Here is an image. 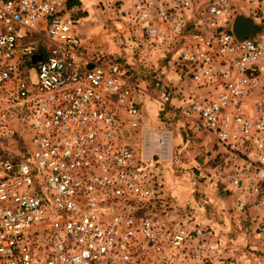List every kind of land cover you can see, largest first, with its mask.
<instances>
[{"label": "built area", "instance_id": "obj_1", "mask_svg": "<svg viewBox=\"0 0 264 264\" xmlns=\"http://www.w3.org/2000/svg\"><path fill=\"white\" fill-rule=\"evenodd\" d=\"M118 1L192 88L175 106L161 85L159 111L210 137L216 185L264 232V0ZM68 2L0 0V264H213L222 246L163 193L173 131L145 121L146 85L84 55ZM238 14L261 33L238 40Z\"/></svg>", "mask_w": 264, "mask_h": 264}, {"label": "rangeland", "instance_id": "obj_2", "mask_svg": "<svg viewBox=\"0 0 264 264\" xmlns=\"http://www.w3.org/2000/svg\"><path fill=\"white\" fill-rule=\"evenodd\" d=\"M76 2L69 10L77 21L78 33L87 38L84 55L94 61L115 63L129 78L146 85L149 98L144 103L145 121L152 128L173 131L174 160L165 166L163 192L171 206L181 212L191 210L197 222L210 232L212 241L222 246L223 253L213 264H264V232L255 231L247 217L235 212L233 198L225 197L216 185L215 150L210 137L186 133L172 113L159 111L161 85L167 86L175 106L192 93V88L178 78L167 52L138 41L128 32L120 19L118 0Z\"/></svg>", "mask_w": 264, "mask_h": 264}, {"label": "water", "instance_id": "obj_3", "mask_svg": "<svg viewBox=\"0 0 264 264\" xmlns=\"http://www.w3.org/2000/svg\"><path fill=\"white\" fill-rule=\"evenodd\" d=\"M262 27L256 25L250 18L243 14H238L233 22L232 32L238 40L252 38L259 35ZM40 61L39 56H33L32 63Z\"/></svg>", "mask_w": 264, "mask_h": 264}, {"label": "trees", "instance_id": "obj_4", "mask_svg": "<svg viewBox=\"0 0 264 264\" xmlns=\"http://www.w3.org/2000/svg\"><path fill=\"white\" fill-rule=\"evenodd\" d=\"M78 2H76V1H71V2H68V5H67V8L68 9H70L72 6H74L75 4H77ZM43 50H44V48L41 46V47H39L38 48V53L41 55V56H43L44 55V53H43ZM31 66V64H25V70H27L29 67Z\"/></svg>", "mask_w": 264, "mask_h": 264}, {"label": "crops", "instance_id": "obj_5", "mask_svg": "<svg viewBox=\"0 0 264 264\" xmlns=\"http://www.w3.org/2000/svg\"><path fill=\"white\" fill-rule=\"evenodd\" d=\"M69 1H70V0H69ZM72 1H80V2H81V0H72ZM88 31H89V30H88ZM148 103H149V102H148ZM178 122H180V121H178ZM177 141H178V139H177ZM177 141H176V142H177ZM212 142H213V141H212Z\"/></svg>", "mask_w": 264, "mask_h": 264}]
</instances>
